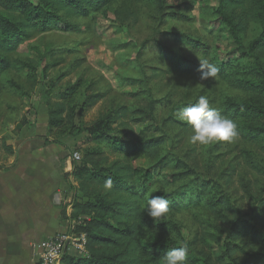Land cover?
<instances>
[{
	"label": "trees",
	"instance_id": "obj_1",
	"mask_svg": "<svg viewBox=\"0 0 264 264\" xmlns=\"http://www.w3.org/2000/svg\"><path fill=\"white\" fill-rule=\"evenodd\" d=\"M133 1L152 6L159 26L169 18L186 16V10L194 9L196 3L191 0L189 8H180L182 4L177 5L174 0H0V97L7 93L25 98L35 87L40 63L23 56L20 50L31 31L61 29V25H68L70 20L92 17L114 6L119 22H125L137 15L136 9L130 8ZM217 1L216 10L210 12L207 19L212 16L219 21L220 32L228 31L237 47L233 58L216 62L217 73L222 81L247 94L243 98L221 97L219 108L236 123L239 137L261 145L264 142V0ZM173 34L178 39L184 38L190 47L202 45L203 56L211 55L209 47L201 40ZM213 55L217 57L218 53L213 51ZM141 56L142 50H139V61ZM161 59L173 63L168 69L171 73L200 72L199 62L172 48H163ZM82 63L72 64V71ZM138 67L143 78L150 81L142 61ZM154 71L159 73L161 69L156 67ZM112 88L106 79L88 83L80 77L48 103L45 144L49 145L52 137L82 133L86 136L82 159L73 163L77 195L71 198V217L82 220L75 232L86 233L88 256L69 254L63 264H163L167 252L184 245L179 241L183 240L180 224L168 217L180 214L187 206H201L206 212L205 217L199 219L200 236L187 245L188 264L217 263L209 242L223 244V254L216 260L221 264L264 263V232L259 228L260 221L245 219L220 182L201 178L178 153V144L189 125L181 122L185 126L181 131L175 127L177 112L190 103L172 106L168 116L156 127L158 136H139L133 129L134 134L128 135L129 139L116 138L114 124L120 122L123 114H129L135 123L155 122L158 101L149 92L144 106L134 110L118 106L94 119L88 127L79 123L80 111H87L107 99ZM90 144L96 146L92 148ZM106 144L123 154V158L111 160L101 148ZM7 150L13 154L12 147L7 146ZM139 156L151 159V166L143 168L132 164L130 160ZM171 166L175 172L168 174ZM109 178L112 188L105 190L103 185ZM161 195L169 201V212L165 221L155 222L145 208L148 199ZM251 198L260 200L252 195Z\"/></svg>",
	"mask_w": 264,
	"mask_h": 264
},
{
	"label": "rangeland",
	"instance_id": "obj_2",
	"mask_svg": "<svg viewBox=\"0 0 264 264\" xmlns=\"http://www.w3.org/2000/svg\"><path fill=\"white\" fill-rule=\"evenodd\" d=\"M190 1L174 0L177 5L182 4L180 8H189ZM195 1L194 9L186 10V16L169 18L160 26L154 17L155 10L152 6L133 1L130 8H135L137 15L125 22H119L114 6L107 7L92 17L70 20L68 25H61V29L46 32L28 29L31 32L20 50L23 56L38 60L40 66L35 74V87L29 90L27 97L7 93L0 97V169L15 165L21 147L24 148V161L26 156L29 170H65L64 163L59 162L62 154L72 163L71 170L74 162L81 161L86 147L85 133L52 137L50 144H45L49 101L80 77H84L88 83L106 79L113 87L107 99L87 111H80L78 121L86 127L94 119L118 106H125L129 110L144 106L149 92L158 101V119L155 122L135 123L136 121H131L129 114H123L121 124H114L113 135L116 138L129 139L128 135H133L134 131L139 136H158L156 127L168 116L173 105L193 103L200 96L207 97L210 106L218 109L221 97H247V94L222 81L218 73L215 78L202 81L200 72L181 75L169 72L173 63L161 59L162 49L169 47L199 63V58L206 59L218 69V60H227L236 55V43L228 31L220 32V22L212 16L207 19L208 14L216 10L218 1ZM118 4L122 5V1ZM173 32L185 34L191 40H201L209 47L211 55L203 56L202 45L190 47L184 38L178 39ZM139 50H142L140 61L144 63L146 75L151 77L150 81L143 78L138 67ZM213 51L218 53L217 57L213 55ZM57 60L58 64L55 63ZM77 61L83 62L82 66L72 71L71 66ZM156 67L161 69L159 73L154 71ZM108 99H112L111 102ZM8 105L12 107L8 108ZM181 122L183 121L178 119L175 124L180 131L185 128ZM17 124H20L19 127ZM184 134V139L178 144L180 157L201 178L220 182L245 219L260 221L259 228L264 232V142L261 145L254 144L237 136L232 143L218 142L205 147L190 142V126L185 128ZM7 146L12 147L13 154L9 153ZM89 146L94 148L96 144ZM101 148L111 160L123 158V154L114 151L109 144ZM76 153L80 155L79 160L74 157ZM130 161L143 168H149L152 164L151 159L142 156ZM174 172V166L167 171L168 174ZM72 186L73 188L68 189V195L76 198V185ZM251 195L260 200H253ZM205 214L201 206H187L181 209L180 214L168 217L180 224L183 240L179 241L182 244L188 245L196 236H200L199 219L205 217ZM2 215L3 211L0 209V217ZM73 225L77 229L78 222ZM209 244L216 264H221L216 260L223 254V244Z\"/></svg>",
	"mask_w": 264,
	"mask_h": 264
},
{
	"label": "crops",
	"instance_id": "obj_3",
	"mask_svg": "<svg viewBox=\"0 0 264 264\" xmlns=\"http://www.w3.org/2000/svg\"><path fill=\"white\" fill-rule=\"evenodd\" d=\"M19 150L14 166L0 169V264H38L34 244L56 233H76L71 195L72 163L65 170H29ZM60 166V164H58Z\"/></svg>",
	"mask_w": 264,
	"mask_h": 264
},
{
	"label": "clouds",
	"instance_id": "obj_4",
	"mask_svg": "<svg viewBox=\"0 0 264 264\" xmlns=\"http://www.w3.org/2000/svg\"><path fill=\"white\" fill-rule=\"evenodd\" d=\"M200 80L215 78L218 69L206 59H200ZM177 118L191 128L190 142L193 145L209 146L218 142L232 143L238 136L237 125L221 110L210 106L207 97L200 96L195 102L177 112ZM112 179L104 182V189L112 188ZM146 213L155 222L165 221L169 212V201L164 196H153L147 200ZM188 246L173 248L163 257V264H188Z\"/></svg>",
	"mask_w": 264,
	"mask_h": 264
},
{
	"label": "built area",
	"instance_id": "obj_5",
	"mask_svg": "<svg viewBox=\"0 0 264 264\" xmlns=\"http://www.w3.org/2000/svg\"><path fill=\"white\" fill-rule=\"evenodd\" d=\"M75 159L80 155L76 153ZM40 251L38 264H63L66 255L77 257L88 256L86 233H56L53 236L34 244Z\"/></svg>",
	"mask_w": 264,
	"mask_h": 264
}]
</instances>
